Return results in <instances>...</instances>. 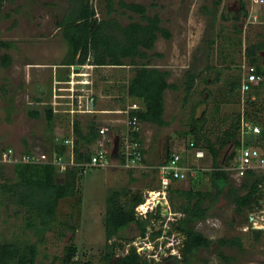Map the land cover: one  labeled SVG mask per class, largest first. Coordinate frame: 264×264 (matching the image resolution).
I'll use <instances>...</instances> for the list:
<instances>
[{"label":"rangeland","instance_id":"1","mask_svg":"<svg viewBox=\"0 0 264 264\" xmlns=\"http://www.w3.org/2000/svg\"><path fill=\"white\" fill-rule=\"evenodd\" d=\"M126 1L145 4L150 14L159 13L161 24L169 30L170 35L167 38L158 34L154 47L149 51L161 55H152V64L160 68H168L171 72L168 80L179 86L174 90L165 91V118L169 121V126H163L159 133L162 137L172 138L173 142L178 141L176 146L174 145L176 148H170V150L180 152L185 164L190 165L194 162V156L187 144L192 137L187 129L193 102L198 101L194 112L196 117L200 115L202 109L205 111L204 124L208 127L206 132L211 138L223 133L232 115L237 111L241 112L245 106L246 92L229 95L225 93L227 87L225 82L232 76L242 77L243 65L247 64L244 56L245 47L250 42L264 39V0L260 2L243 0L248 13L246 16L240 15L239 20H236L234 15L240 7V0ZM92 2L98 10L97 16H105L106 0H92ZM72 5V0H5L1 5L0 40H10L12 45L9 48L0 46V56L4 52H8L11 56L7 66H3L0 60V151L4 147H11L18 156L27 146L37 154L48 153L50 141L47 140L48 131L45 127L44 115L32 117L27 112L33 104L32 97L38 94H43V100L40 101L41 108L48 102H51L53 106L55 117L51 125L52 131L59 132L54 140L64 136L68 137L72 143L75 137L72 121L78 119L81 128L86 130L88 122L94 119V116L87 112L88 107L84 97L74 94L79 84V74L75 73L72 84L70 76L68 83L61 79L59 81L56 79L57 75L55 76L57 69L62 72V75L72 72L70 67L57 66L61 64L66 52V42L60 28L55 24V18L61 17ZM114 5L119 11L112 15H115L122 24L130 21L131 17L128 14L133 19L139 18L136 13L128 10L125 13L122 12L123 9L119 7L118 0H114ZM234 24L241 28V32L234 30ZM226 36L231 39L233 37L235 40L240 37L241 43L239 45L233 41L229 43L231 39L229 40ZM258 55L264 66V47ZM231 58H233L232 61ZM187 68L198 70L200 77L196 80L195 90L189 95V100L184 103L182 80ZM132 73L133 67L127 64L101 67L92 72L88 84L94 88L102 87V90L107 93L114 91L122 96ZM203 77L207 79V82ZM62 83L74 87L72 95L67 86L60 85ZM204 85L207 87L203 88ZM49 91L53 95L49 96ZM221 98L225 100L219 104V112L215 113V100ZM257 99L259 102H264V84ZM121 104L122 102H118V105ZM98 115L108 114L98 113ZM116 115L124 116V118L107 122L108 115L102 118L103 120L98 119L97 125H107L110 130L114 128L121 135L119 144L116 147L112 137L110 142L107 141L108 160L106 159L105 163L100 165H85L84 171L78 178L80 179L79 191L73 196L59 199L56 208L59 224L53 223L52 228L44 232L42 240H37L38 236L34 230L25 226L22 212L16 211L13 204L6 205L8 203L4 202L0 204V240L25 237L31 242L36 241L38 251L33 264H60L59 257L62 256L64 247L70 242L77 248L78 264L88 259L92 264H103L97 257L105 241L103 221L107 197L114 190L129 188L143 195V202L137 208L139 215L149 220V228L155 226V228L163 229L164 226H169L172 213L166 193L163 191V184L159 179L160 174L154 171V168L136 166L131 169L117 155V151L125 154L130 137L127 135L126 115L123 113ZM116 118L115 116L114 119ZM182 131L186 136L181 135ZM105 132L107 134L109 129ZM95 143L96 141L88 145L92 151ZM68 145L70 149L71 146ZM139 147L147 151L146 161L154 163L156 151H151L141 144ZM206 158L202 157L197 163L202 168V172L199 173V180L195 186L201 189H207L210 185L209 174L205 172L210 170V164ZM68 160L69 156L66 161L56 164L59 178L63 176V168L73 162ZM2 163L3 178H0V181H12L15 178L13 164L6 160ZM229 178L230 182L239 188L242 179L231 173ZM192 182L184 178L177 180V185L187 188ZM120 201L125 204V197L120 196ZM158 204L160 214L164 217L163 222L155 220V209ZM247 215L260 221L254 222L253 218L247 220L245 218ZM66 224H74V231L66 227ZM251 227L260 228L263 231L255 238L254 232L250 231ZM195 228L209 237L212 243L209 248L201 249L191 256L188 264H201L202 257L207 258L210 264H264V202L262 207L254 211L238 214L234 211L232 203L226 198H219L209 209L208 215L195 223ZM58 230L63 233L60 234ZM164 231L155 238L149 235L143 237L139 229L131 224L123 233L128 240L133 239L137 245L142 244L138 249L142 254L155 251L157 248L155 244H157L162 247L161 253L166 254L170 251L172 256H178L177 245L182 236L174 232L167 234ZM233 235L241 237L242 249L237 246H222L221 249L228 256V260H224L218 255L216 239ZM123 242L128 241L123 240ZM153 247L155 249H152ZM158 257V254H154L153 258L156 260ZM181 260L174 258L167 264H184Z\"/></svg>","mask_w":264,"mask_h":264},{"label":"trees","instance_id":"2","mask_svg":"<svg viewBox=\"0 0 264 264\" xmlns=\"http://www.w3.org/2000/svg\"><path fill=\"white\" fill-rule=\"evenodd\" d=\"M4 1L0 0V8ZM72 1L73 5L61 17L55 18V24L60 28L61 35L66 42V52L61 63L68 67L82 65L87 62L98 66L128 64L133 67V73L127 80L125 91L127 96L141 105L128 109V118L135 116L137 122L129 126L127 135L130 140L138 142V147L130 154V158L134 159L133 162L126 159L125 154L117 151L120 160L125 164L129 162L128 167L132 169L143 161V149L139 147L140 138L138 135L140 123L149 122L158 126L167 125L168 120L164 116V93L167 88L174 90L179 87L177 83L168 81L169 69L160 68L151 63L152 55L159 56V53L149 52L154 47L158 34L167 38L170 35L169 30L161 24L159 13H148L146 5L140 2L118 0L119 7L123 9L122 12L125 13L128 10L136 13L139 17L133 19L128 14L131 17L130 21L122 24L115 15H112V13L119 11L114 5V0H106L105 16L102 17L97 16L98 10L92 0ZM217 1L219 2V0ZM255 1L260 2L259 0ZM247 13L245 1L240 0V7L234 18L239 20L240 15L246 16ZM234 30L241 32V28H238L237 24H234ZM226 38L231 39L229 36H226ZM231 41L239 45L241 38L235 40L232 37L229 43H232ZM11 45L10 40H0V46L9 48ZM263 47L264 39L250 42L245 47L244 56L247 63L254 65L255 71L261 74L263 79L253 84L250 90L246 91L243 110L232 115V119L223 133L216 134L215 138H211L206 132L208 127H205L204 124L206 121L205 111L202 112L200 117L194 115L198 101L193 102L190 109L191 115L187 130L192 134L191 140L194 144L197 147H204L212 156V168L207 171L210 174V185L207 189L195 186L199 180V173L202 172L201 167L196 168L195 175L188 177L193 182L187 188L177 185L178 179L167 174L168 180L165 190L172 213V219L169 220V232L178 231L183 233L181 261L184 264H188L190 257L195 255L199 249L210 247L212 240L196 229L195 223L208 215L209 209L219 198L224 197L232 203L234 211L238 214L254 211L262 207L264 202L263 171L248 169L238 188L230 182L228 171L222 168L224 165L233 162L236 148L241 144L239 137L241 117L251 119L260 125L259 132L249 131L244 134V144H250L264 152V102H259L257 99L264 84V66L258 55ZM0 60L3 66H7L11 61V56L8 52H4L1 54ZM232 60L233 58H231ZM199 75L200 72L194 68L185 69L184 79L182 80L184 89L182 99L184 103L189 100V95L195 90ZM59 77L63 76L56 78L61 81ZM203 79L207 80L206 78ZM225 83L227 86L225 93L229 95L241 93L239 90L241 78L239 76H232ZM51 94L53 95L49 91L48 95ZM42 98L43 94L33 96L31 100L33 104L27 112L32 117H39L41 114L45 117V127H47L49 133H47V140L50 141L47 151L48 160H35L32 155H35L36 152L27 146L18 156L11 147H4L0 151V178H3L2 162L5 160L13 164L12 170L15 177L12 181H0V204L2 202L8 203L6 205L13 204L16 211L22 212L25 226L34 230V233L38 236L37 240H42L44 232L52 228L53 223L59 224L56 218L57 203L60 198L73 196L79 191L80 179L78 180V178L84 171L85 165H90L88 163L95 153V147L92 151L88 145L90 146L101 135L99 132L101 126L97 125L95 119L88 122L86 130L81 128L78 119H74L72 126L75 137L72 143H66L65 139L69 138L64 136L59 140H54L56 134L59 133L55 130L52 131L51 125L55 117L54 109L51 102L41 108L42 103L40 101L43 100ZM224 100L223 98L215 100V113L219 112V104ZM180 133L183 137L186 136L184 131ZM105 138H108L107 134H105ZM68 144L71 146L70 149ZM223 148L225 149L223 150ZM4 152L7 153V156L2 160ZM171 153L166 156L161 164L169 160ZM22 155H28L27 159L23 160ZM57 156H61L63 161H66L68 156V161L71 160V157L73 158L72 164H68L63 168L61 178L58 177L57 166L53 161V158ZM106 158L108 160V155H106ZM181 160L183 163L182 158ZM190 165H194V163ZM153 168L154 171L159 173L158 166ZM120 196L125 197V204L121 203ZM142 202L143 195L137 190H130L129 188L114 190L108 195L103 221L104 249H101L97 257L103 264H112L111 259H113L115 247L121 243V240L128 241L123 232L131 224L139 229L141 236L149 235V237L155 238L162 233V228L158 229L155 226L149 228V220H141L136 207ZM155 213V220L162 218L159 204L156 206ZM245 218L248 220L249 216L247 215ZM63 222L65 223V221ZM161 222H163V219H161ZM66 227H69L72 232L75 229L74 224H66ZM250 231H253L254 237L257 238L263 230L251 228ZM58 232L63 233L61 230H58ZM241 241V237L238 235L218 237L216 239L218 255L222 259L228 260L227 254L223 252L221 247L237 246L242 249ZM63 250L62 256L59 257L60 264H78L75 244L70 242ZM37 251V242H31L25 237L1 239L0 264H33ZM200 261L201 264H210L205 257H202ZM87 263L92 264L89 259L80 264ZM114 264H149V261L142 259L135 247L130 246L128 252L114 259Z\"/></svg>","mask_w":264,"mask_h":264},{"label":"built area","instance_id":"3","mask_svg":"<svg viewBox=\"0 0 264 264\" xmlns=\"http://www.w3.org/2000/svg\"><path fill=\"white\" fill-rule=\"evenodd\" d=\"M262 79L263 76L255 71L254 65L248 63L243 65L241 83L239 88L240 92L245 93L247 90H250L253 84L259 82ZM134 107H136V104L132 103V105L129 108H134ZM136 122L137 120L135 116L128 118L127 115L126 123L128 127L136 124ZM107 129H108L107 126H101L99 128V132L101 133V135L98 137V140H96L95 153L91 156V160L88 164L100 165L105 163L107 159L106 155L108 153V147L106 144L107 138H105V134H106L105 131ZM249 131L259 132L260 125L256 122H253L251 119L241 117L239 124V137L241 140V144L236 148V153L233 162L228 165H224L222 167L223 169H226L229 174L230 173L234 174L236 177H239L241 179H243L248 169H255L256 171L261 170L264 172V152L260 151L255 146H252L250 144H244L243 141L244 134L248 133ZM65 142L71 143L69 139H65ZM136 147H138V142L132 141L129 138L126 145L125 155H126V159H128L131 162H133L134 159L130 158V154L133 153ZM188 147L192 149L193 156L195 159H199L204 155L203 149L201 147H197L192 140L188 142ZM46 155H47L46 152H41L39 154L36 153L35 155H32V158L38 161L39 160L46 161L48 160V156ZM2 156H3L2 160H4L5 157L7 156V153L4 152ZM21 157L24 160L27 159L28 155H22ZM181 158L182 155L180 152L172 151L169 160L166 163H162L159 165L160 182L163 184V191H165L164 190L165 185L168 180L167 174L171 175L173 178L181 180L184 178H188L190 175H195L196 168L200 167L196 163L194 165L184 164L182 163ZM71 160H73L72 157ZM53 161L55 164H61L63 160L61 156H57L56 158H53ZM128 164L129 162L126 165ZM250 218L252 219L253 217L250 215L249 220ZM253 221L257 222L260 220L254 219ZM250 224L251 226H253L252 223Z\"/></svg>","mask_w":264,"mask_h":264},{"label":"crops","instance_id":"4","mask_svg":"<svg viewBox=\"0 0 264 264\" xmlns=\"http://www.w3.org/2000/svg\"><path fill=\"white\" fill-rule=\"evenodd\" d=\"M159 56H161V55L159 54ZM57 66L66 67L67 65L61 63V64H57ZM115 66H119V65H113V66L112 65H99L98 66V65H94L92 63L87 62V63L82 64V65L69 66L72 69V72H70L71 74L67 73L66 77H64L65 75H62V72L57 69L55 76L56 75H57V77L63 76V77H59V78H61V80H64L66 82L69 80V76H70V79H72L71 80V84H72L73 83V77L75 76V73L77 75L79 74V76H80L78 78L79 84H77L76 91L74 94H75V96H78V97H84L86 104H87V107H88L87 112H89L90 115L94 116V119L96 121L98 119L103 120L102 118H106V117H108V115H109V117H108L109 120H107L108 119L107 118L106 119L107 122L110 120L113 121V120L124 118V116L119 117V115H116L118 113L125 114L126 115L125 120H126L127 110L129 109V107L132 105V103H134L136 105H141L139 102H137L134 99L127 96L126 91H125L124 95L122 94V96H121V94L120 95L116 94L114 91L107 93L105 90H102L103 89L102 87L94 88L91 84H88V82L90 81V78H91V74L94 70L100 69L101 67H115ZM155 66H158V65H155ZM158 67H160V66H158ZM106 81H108V80H106ZM168 81H170V80H168ZM205 82H207V80ZM62 85L67 86L71 92V95H72V93H73L72 88H74V87L69 86V85H64L63 83H62ZM206 87L207 86L204 85L203 88H206ZM167 89H170V88H167ZM66 92H68V91H66ZM59 93L62 94V92H59ZM165 94H166V92L164 93V98H165ZM91 101H92V103H91ZM106 101H109V102H106ZM117 101L119 103L122 102V104H121L122 106L118 105ZM91 104H92V106H91ZM165 110H166V108H165ZM202 112H203V109L200 112V115L202 114ZM98 113H105L108 115H104L105 116L104 117L103 115L99 116ZM200 115L198 117H200ZM115 116L117 117L116 119H114ZM164 116H165V112H164ZM101 126H107V125H101ZM127 126L128 125L126 123V127ZM163 126H165V127L169 126V121H168L167 125H161V126H158L155 123H149V122H141L140 123L139 131H138V135L140 138V144L144 145V147H146V148H149L151 151L155 150L156 151V158L154 159V161H155L154 163H152L151 161L150 162L146 161V157H147L148 153L144 148H142L143 149V161H141V163L137 166L147 167V168L157 167L158 165L161 164V162H163V160L166 158V156L170 152H172L171 151L172 149L170 150V148H173V149L176 148V147H174V145L176 144V142L178 143L177 140L176 141L174 140V142H173V140H171L172 138L169 139L168 136H165V137L160 136L161 133H159V131H160V129L162 130ZM107 128H108V126H107ZM108 129H109V132L107 133L108 138L106 140L108 142H110L112 137H113L115 142H116L115 146L117 147L118 142H119V136H121V135L114 128H113V130H110V128H108ZM167 138L169 140H167ZM107 141H106V144H108ZM171 142H172V145H171ZM152 148H154V149H152ZM202 148H203V150H205L204 155L202 157L204 159H205V157H207L206 159L209 161L210 169H211L212 168V156L210 155V153L208 151H206V149L204 147H202ZM160 154H163V155H160ZM192 154H193V151H192ZM220 154H221V152H220ZM185 155H186V153H185ZM202 157L200 159H194L193 158L194 162H191V164H193V163L197 164L199 162V160L202 159ZM150 159H151V156H150ZM182 159H183V157H182ZM183 163L185 164L184 161H183ZM207 173L209 174V172H207ZM209 178H210V174H209ZM221 198H224V197H221Z\"/></svg>","mask_w":264,"mask_h":264},{"label":"flooded vegetation","instance_id":"5","mask_svg":"<svg viewBox=\"0 0 264 264\" xmlns=\"http://www.w3.org/2000/svg\"><path fill=\"white\" fill-rule=\"evenodd\" d=\"M161 217L162 218H158L156 221H160L161 222V219H163V221H164V217L162 216V214H161ZM141 218V220H145L146 219V217H140ZM148 220V219H147ZM163 224V223H162ZM160 227H158V229H159ZM165 230V231H164ZM165 232V233H167L168 234V232L170 231V225L169 226H167V227H163V230H162V232ZM175 233V234H180L181 236H182V238H183V233H181V232H178V231H171L170 233ZM161 235V233L158 235V236H160ZM157 236V237H158ZM143 237H145V235L143 236ZM182 238L180 239V241H179V243H178V245H177V255L178 256H172L171 255V252L170 251H168L166 254H163V253H161L160 252V248H162L161 247V245H157V244H155V247H157L156 249H155V247H153L152 249H155V251H151V253H149V254H146V253H141V252H139L138 251V249H139V247L142 245L141 243L140 244H136L135 242H133V239H131V240H128V242L127 243H125V242H123V241H120L119 243L121 244H118V246L117 247H115L116 248V250H115V253L113 254V259H111V262H112V264H114V259L115 258H117V257H119L120 255H123V254H125L126 252H128V250H129V248H130V246H134L135 247V249L139 252V254H140V256H141V258L142 259H146V260H148L149 261V264H156L157 262L159 263V264H167L169 261L171 262V261H173L174 260V258L176 259L177 258V260H179V259H182V253H181V248H182V244H181V240H182ZM161 244H162V241H161ZM167 247V246H166ZM168 248V247H167ZM102 249H104V244H103V246H102ZM202 249H204V248H202ZM201 249H199L197 252H199ZM167 251V250H166ZM155 255H157L158 254V258L156 259V260H154V254ZM182 262V261H181Z\"/></svg>","mask_w":264,"mask_h":264},{"label":"clouds","instance_id":"6","mask_svg":"<svg viewBox=\"0 0 264 264\" xmlns=\"http://www.w3.org/2000/svg\"><path fill=\"white\" fill-rule=\"evenodd\" d=\"M164 190H165V189H164ZM165 193H166V190H165ZM168 204H169V203H168ZM139 205H141V203H140ZM139 205H138V206H139ZM138 206H137V207H138ZM137 207H136V209H137V211H138V208H137ZM138 215H139V212H138ZM139 216H142V215H139Z\"/></svg>","mask_w":264,"mask_h":264},{"label":"water","instance_id":"7","mask_svg":"<svg viewBox=\"0 0 264 264\" xmlns=\"http://www.w3.org/2000/svg\"><path fill=\"white\" fill-rule=\"evenodd\" d=\"M91 103H92V101H91ZM91 106H92V104H91Z\"/></svg>","mask_w":264,"mask_h":264},{"label":"bare ground","instance_id":"8","mask_svg":"<svg viewBox=\"0 0 264 264\" xmlns=\"http://www.w3.org/2000/svg\"><path fill=\"white\" fill-rule=\"evenodd\" d=\"M144 207V206H143Z\"/></svg>","mask_w":264,"mask_h":264}]
</instances>
